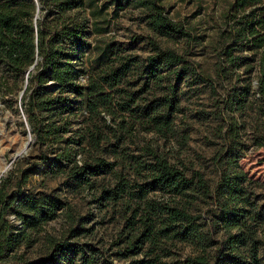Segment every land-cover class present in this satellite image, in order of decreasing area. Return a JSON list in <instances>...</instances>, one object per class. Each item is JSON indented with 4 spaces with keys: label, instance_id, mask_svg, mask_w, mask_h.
I'll return each instance as SVG.
<instances>
[{
    "label": "trees",
    "instance_id": "16d2710c",
    "mask_svg": "<svg viewBox=\"0 0 264 264\" xmlns=\"http://www.w3.org/2000/svg\"><path fill=\"white\" fill-rule=\"evenodd\" d=\"M112 3L141 9L155 37H194L162 0ZM99 19L96 0H0V85L21 82L20 110L41 147L37 161L26 159L0 180V264H263L264 193L249 188L239 157L247 122L253 145L264 147V0H231L222 13L218 74L227 88L224 145L210 158L219 172L213 186L150 141L130 146L140 131L182 136L177 83L205 81L198 63L148 36L143 65L105 44L88 66L87 38L103 31ZM130 75L151 83L150 98L141 101L145 90L130 85ZM39 163L69 193L87 192L98 211L118 214L122 225L107 246L90 241L94 222L75 218L65 197L26 190ZM60 216L66 226L54 236L45 226ZM38 242L43 256L24 257ZM181 245L192 249L183 258Z\"/></svg>",
    "mask_w": 264,
    "mask_h": 264
},
{
    "label": "rangeland",
    "instance_id": "374dc122",
    "mask_svg": "<svg viewBox=\"0 0 264 264\" xmlns=\"http://www.w3.org/2000/svg\"><path fill=\"white\" fill-rule=\"evenodd\" d=\"M230 1L162 0L167 15L176 21H182L191 30L194 37L187 42L183 39L155 37L143 20L141 9L134 4L124 5L122 9H117L112 0H96V6L100 11L98 27L103 31L99 34L91 32L88 35L89 46L85 53L87 65L90 66L94 57H97V48L110 44L116 51L135 56L143 65L145 57L150 52L147 37L151 36L161 45L169 46L181 52L185 58L198 63V71L203 72L202 75L206 77L205 81L197 80L191 85L184 81L177 83L180 112L175 118V124L177 129L182 130L180 133L182 136L164 140L162 137L153 135L152 132L140 131L130 146L133 148L144 141H150L158 146L170 161L182 162L188 168V172L201 171L212 186L216 183L219 172L210 158L224 145L222 135L224 129H222L223 122L220 112L225 110L222 99L227 88V82L222 80L218 74L220 64L217 57L219 50L217 34L222 27V13L227 9ZM239 73L241 74L242 71ZM235 77L237 76L233 79ZM128 79L131 81L130 85L139 88L140 91L145 90L140 97L142 102L152 96L154 89L150 87L151 83L148 88L143 85L144 78L137 81L134 75H130ZM255 81L253 78L254 88L256 87ZM8 83L11 90L0 85V180L9 171L17 170L19 166L24 167L26 159L37 161L36 157L41 149L38 144L31 141L25 153L20 157L12 158L23 148L29 135L20 110L23 86L21 82L15 84L13 80H9ZM212 85L215 87V93L211 91L210 86ZM13 108H16V111ZM249 114H254V112H249ZM233 115L240 121L238 113H233ZM255 134L250 123H245L241 136L244 146L239 157V164L247 173L249 188L261 194L264 193V147L253 145L252 138ZM43 165L39 163L37 169L30 174L25 185L26 190L45 193L55 191L61 197H65L72 205L71 211L75 218L89 216L91 222H94L95 236L90 241L107 246L114 238L116 230L122 225V221L117 218L118 214L111 211L106 213L98 211L87 192L69 193L62 185L61 178H53L44 173ZM10 218L13 220V216ZM65 226L66 220L64 216H60L48 222L45 228L50 234L60 236ZM191 251L190 246L181 245L180 258ZM44 252L43 244L38 242L24 250V257L36 260L43 256ZM115 262L124 263L121 260H115Z\"/></svg>",
    "mask_w": 264,
    "mask_h": 264
},
{
    "label": "bare ground",
    "instance_id": "6f19581e",
    "mask_svg": "<svg viewBox=\"0 0 264 264\" xmlns=\"http://www.w3.org/2000/svg\"><path fill=\"white\" fill-rule=\"evenodd\" d=\"M31 141H32V136L29 131L28 139L25 141L23 148L19 152L15 153L12 158L14 159V157H20L24 153V151H27L28 147L30 146Z\"/></svg>",
    "mask_w": 264,
    "mask_h": 264
},
{
    "label": "water",
    "instance_id": "95a60500",
    "mask_svg": "<svg viewBox=\"0 0 264 264\" xmlns=\"http://www.w3.org/2000/svg\"><path fill=\"white\" fill-rule=\"evenodd\" d=\"M35 2H36V4H38V0H35ZM33 68V65L32 66H30V68L27 70V74H28V72H29V70L30 69H32ZM28 75H26V77H27ZM26 83H27V80L25 79V82H24V86L26 85ZM23 92V90L21 91V93ZM21 114H22V116H23V118H24V120H25V116H24V114L21 112ZM25 125H26V128H27V133H28V135H29V131H30V127H29V125H28V123L25 121ZM32 141H34V137H32ZM26 151H24V153H25Z\"/></svg>",
    "mask_w": 264,
    "mask_h": 264
}]
</instances>
